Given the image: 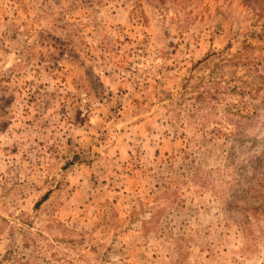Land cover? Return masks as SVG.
<instances>
[{"label":"rangeland","instance_id":"374dc122","mask_svg":"<svg viewBox=\"0 0 264 264\" xmlns=\"http://www.w3.org/2000/svg\"><path fill=\"white\" fill-rule=\"evenodd\" d=\"M0 264H264V0H0Z\"/></svg>","mask_w":264,"mask_h":264}]
</instances>
